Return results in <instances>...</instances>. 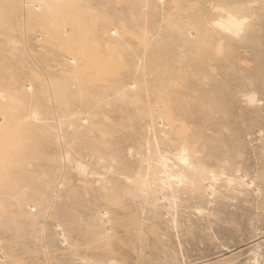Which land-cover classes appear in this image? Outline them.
I'll list each match as a JSON object with an SVG mask.
<instances>
[{
    "label": "rangeland",
    "instance_id": "374dc122",
    "mask_svg": "<svg viewBox=\"0 0 264 264\" xmlns=\"http://www.w3.org/2000/svg\"><path fill=\"white\" fill-rule=\"evenodd\" d=\"M0 264H264V0H0Z\"/></svg>",
    "mask_w": 264,
    "mask_h": 264
}]
</instances>
